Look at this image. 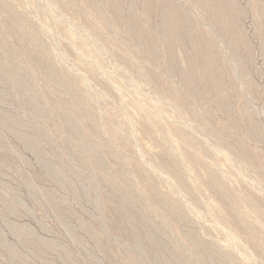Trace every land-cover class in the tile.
<instances>
[{
	"label": "rangeland",
	"instance_id": "1",
	"mask_svg": "<svg viewBox=\"0 0 264 264\" xmlns=\"http://www.w3.org/2000/svg\"><path fill=\"white\" fill-rule=\"evenodd\" d=\"M228 2L0 0V264H264V0Z\"/></svg>",
	"mask_w": 264,
	"mask_h": 264
},
{
	"label": "bare ground",
	"instance_id": "2",
	"mask_svg": "<svg viewBox=\"0 0 264 264\" xmlns=\"http://www.w3.org/2000/svg\"><path fill=\"white\" fill-rule=\"evenodd\" d=\"M215 1V8H214V11L216 12V13H220L222 16H223V18H227L228 19V21H229V23H231V24H229L230 25V29L229 30H233L234 31V28L233 29H231V27H232V22H233V19H232V17H231V13H232V6L233 5H231V3L230 2H228V0H214ZM233 3V2H232ZM178 10V9H177ZM172 11H174V10H172ZM165 12H166V16H165V20H164V25L163 26H165L164 28H166L167 30H172L174 27H173V25H174V18H175V20H178V19H180V18H178V19H176V17H175V15H172L171 16V14L173 13H171V10H170V8L167 6V8L165 9ZM177 12V11H176ZM175 11H174V13H176ZM173 13V14H174ZM179 13V12H178ZM178 13H176V14H178ZM182 13V12H181ZM184 13H182V14H179V15H183ZM173 16H174V18H173ZM177 16V15H176ZM185 16H186V14L184 15V17H183V20H185L186 21V18H185ZM187 17V16H186ZM173 18V19H172ZM188 19V18H187ZM189 20V19H188ZM187 20V21H188ZM224 21V20H223ZM231 21V22H230ZM175 24H177V22L175 23ZM227 24V23H226ZM228 25V26H229ZM174 26H176V25H174ZM226 26V25H225ZM177 28V27H176ZM229 28V27H228ZM230 32V31H229ZM231 34V33H230ZM234 34H236V33H234ZM171 35V34H170ZM165 36V35H164ZM232 36H234V35H232ZM236 36V35H235ZM234 36V37H235ZM175 37V36H174ZM178 38V37H177ZM165 39V38H164ZM235 40H233L232 38H231V40H233V42L234 41H236L237 42V40H236V37L234 38ZM179 40V39H178ZM230 40V41H231ZM164 41H166V40H164ZM181 41V40H180ZM172 42V41H171ZM204 42H207V41H204ZM33 43H35V42H33ZM231 43V42H230ZM166 44V43H165ZM205 44V43H204ZM210 45V44H209ZM206 46V45H204V46H206V47H204V48H206L203 52H205L206 54V61L208 62V64L210 65V66H213L214 67V63H215V58H216V60H217V57H216V52L214 53V50H213V48H211L210 46ZM231 45V44H230ZM234 45H235V43H234ZM234 45H233V47H234ZM178 46V45H177ZM168 47V46H167ZM207 64V63H206ZM213 67H211V68H213ZM53 69V68H52ZM214 70H215V68H214ZM49 71V70H48ZM51 71V70H50ZM211 71H213V69L211 70ZM187 72V71H186ZM209 72V71H208ZM185 73V72H184ZM188 73V72H187ZM213 74H215V73H213ZM209 75H210V73H209ZM49 76V75H48ZM57 76V75H56ZM189 76V75H188ZM191 77V76H190ZM213 77V76H212ZM217 77V76H216ZM53 78H54V76H53ZM52 78V79H53ZM244 78H246L247 79V76L246 77H244ZM186 79H189V78H186ZM185 79V80H186ZM218 79V78H217ZM216 79V80H217ZM214 80H215V77H214ZM57 81V80H56ZM189 81V80H188ZM219 81V80H218ZM220 82V81H219ZM218 82V83H219ZM249 82V81H248ZM190 83H191V81H190ZM189 82H188V84H189V87L191 86L192 87V83L190 84ZM215 83V82H214ZM216 83H217V81H216ZM187 84V85H188ZM218 85V84H217ZM220 85V84H219ZM159 86V85H158ZM162 89V88H161ZM192 90V89H191ZM193 92V91H192ZM73 131V130H72ZM251 131V130H250ZM252 133V132H251ZM251 152V151H250ZM186 153V152H185ZM249 158V157H248ZM256 158V157H255ZM257 160V159H256ZM177 165V164H176ZM176 168V167H175ZM175 170V169H174ZM173 170V171H174ZM213 187V186H212ZM211 187V188H212ZM220 190V189H219ZM222 191V190H221ZM224 193V192H223ZM216 194V193H215ZM222 197V196H221ZM176 210V209H175ZM234 217V216H233Z\"/></svg>",
	"mask_w": 264,
	"mask_h": 264
}]
</instances>
